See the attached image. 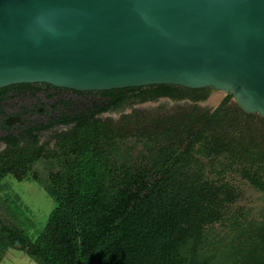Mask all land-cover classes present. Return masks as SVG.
Returning a JSON list of instances; mask_svg holds the SVG:
<instances>
[{
  "label": "trees",
  "instance_id": "trees-1",
  "mask_svg": "<svg viewBox=\"0 0 264 264\" xmlns=\"http://www.w3.org/2000/svg\"><path fill=\"white\" fill-rule=\"evenodd\" d=\"M34 85L0 88V103L9 88L35 93L40 88ZM209 89L155 84L73 90L106 99L79 106L59 99V114L48 121L1 135L7 146L0 153V264L11 249L38 264H264V212L259 220L231 212L239 187L229 178L247 180L264 200L261 115L230 107L227 94L213 110H134L117 122L96 116L130 95L199 100ZM59 125L71 127L52 147L39 144L40 132ZM8 177L34 180L53 199L42 225L4 182ZM222 222L230 223L231 235L214 231Z\"/></svg>",
  "mask_w": 264,
  "mask_h": 264
},
{
  "label": "water",
  "instance_id": "water-1",
  "mask_svg": "<svg viewBox=\"0 0 264 264\" xmlns=\"http://www.w3.org/2000/svg\"><path fill=\"white\" fill-rule=\"evenodd\" d=\"M212 88L264 118V0H0V88Z\"/></svg>",
  "mask_w": 264,
  "mask_h": 264
},
{
  "label": "rangeland",
  "instance_id": "rangeland-1",
  "mask_svg": "<svg viewBox=\"0 0 264 264\" xmlns=\"http://www.w3.org/2000/svg\"><path fill=\"white\" fill-rule=\"evenodd\" d=\"M207 96L203 99L194 100L191 97H172V96H162L151 100H142L140 96L130 95L127 96L118 106L102 113L99 118L111 119L115 122L119 121L124 115L130 114L134 110L148 111L151 114H161L166 115L173 113L181 108H187L193 105H197L200 108L205 109H215L218 107L226 97L224 92L210 88L207 92ZM63 97H71V100L75 102V105L79 106L85 103H92L93 101L102 102L106 98L99 95H94L91 97L84 98L82 96L72 94L71 92L61 93ZM52 97L51 99L44 92H39L35 95H16L0 103V107L6 102L18 103H38V105L48 104L52 102H57V98ZM230 107H235L237 105L234 98L229 102ZM31 119L36 121H45L46 115L36 114ZM253 127L258 129L259 122L257 119L253 121ZM71 125H59L53 127L49 130H44L38 135L39 144L52 147L58 134L69 130ZM22 142L21 144H23ZM6 143H0V153L6 148ZM40 168V166H39ZM41 170L42 167L40 168ZM233 183L239 187V194L237 201L232 204L231 212H236L240 220L243 218L247 219H261L263 216L264 200L262 193L252 186L247 180L241 178L239 175L234 174L229 177ZM4 182L8 184L9 189L13 193L20 195L23 203L29 208L31 215L35 219L38 225H42L46 220L49 212L53 207V199L48 195V193L34 180H22L19 181L13 177H8ZM231 227L229 222L218 223L214 227V231L220 236H225V234L231 235ZM229 232V233H228ZM1 264H38L35 260L29 257L22 250L11 249L3 257Z\"/></svg>",
  "mask_w": 264,
  "mask_h": 264
},
{
  "label": "flooded vegetation",
  "instance_id": "flooded-vegetation-1",
  "mask_svg": "<svg viewBox=\"0 0 264 264\" xmlns=\"http://www.w3.org/2000/svg\"><path fill=\"white\" fill-rule=\"evenodd\" d=\"M35 84L36 85L33 86L34 88L35 87L40 88V90L36 91L35 93H33V89H28L25 91V90H21V87H18V86H13L9 88V90L7 91L6 97L3 101L7 100V98H11L16 95H23V96L27 95L28 97L29 95H35V94H38L39 92H44L45 94L49 96L50 99L53 96L56 97L58 95H61V93H64V92H71L72 94H76L82 97H86V96L91 97V95H99L103 97L101 94H98L96 92L94 93L84 92L83 94H81V93L74 92L72 89L53 88V87L49 88L47 85H44L43 83H35ZM59 99L70 101L71 97L58 96L57 101ZM99 104H103V102H100ZM66 107L68 108L71 107L70 102H68V105ZM59 111H60V108L57 106V102H54V103L52 102L50 105L44 104V106L38 105V103L15 104L12 102L11 103L6 102L0 107V136L6 135L8 133V130H11L15 134H18L20 127L24 125H28L30 122L32 124H34L35 122H38L36 120L31 119V117H33L36 114L46 115L45 121H48L50 116L59 114L58 113ZM102 113H99L96 116H99ZM1 142H4V141H1Z\"/></svg>",
  "mask_w": 264,
  "mask_h": 264
},
{
  "label": "bare ground",
  "instance_id": "bare-ground-1",
  "mask_svg": "<svg viewBox=\"0 0 264 264\" xmlns=\"http://www.w3.org/2000/svg\"><path fill=\"white\" fill-rule=\"evenodd\" d=\"M218 91L223 92V91H221V90H218Z\"/></svg>",
  "mask_w": 264,
  "mask_h": 264
}]
</instances>
